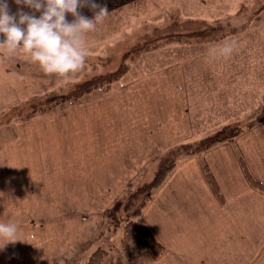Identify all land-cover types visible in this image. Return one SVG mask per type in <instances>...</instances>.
Listing matches in <instances>:
<instances>
[{
    "label": "crops",
    "instance_id": "0c3cea01",
    "mask_svg": "<svg viewBox=\"0 0 264 264\" xmlns=\"http://www.w3.org/2000/svg\"><path fill=\"white\" fill-rule=\"evenodd\" d=\"M10 7H18L15 0H10ZM4 59L24 63L29 73L19 74L20 78L68 80L40 73L23 50L10 52ZM211 70L187 71L176 64L132 77L107 93L93 92L78 102L12 119L10 133L0 141V219H15L25 240L0 249V264H16L13 256L17 253L20 264H44V235L49 228L50 236L59 239L53 256H68L69 263L65 258L58 263L85 264L92 253L87 251L91 241L76 240L82 237L81 231L79 236L76 233L77 215L84 212L90 223L100 221L95 212L86 210L104 203L108 207L124 189L144 182L150 167L155 173L161 154L193 141L199 130L204 131V124H217L221 117L218 102L214 109L213 103L190 99L194 92H207L205 86L196 85L206 81L192 79L201 73H213L209 82L218 92L217 78L222 73L224 77L229 73L226 84L235 87L234 70ZM263 73L252 75L259 76L264 85ZM42 87L46 90V85ZM34 94L41 96L40 91ZM261 102L254 108L258 110ZM211 108L215 111L212 118L205 117L204 111ZM244 167L264 186L262 122H254L231 143L176 161L139 216L163 245L162 255L144 251L129 258L117 249L103 264H136L139 256L152 259L151 264H251L248 244L259 236L264 248V189L251 185ZM45 189L51 190V196L45 197ZM45 204L57 206L47 219L51 224L44 221ZM253 222L259 224L254 232Z\"/></svg>",
    "mask_w": 264,
    "mask_h": 264
},
{
    "label": "rangeland",
    "instance_id": "374dc122",
    "mask_svg": "<svg viewBox=\"0 0 264 264\" xmlns=\"http://www.w3.org/2000/svg\"><path fill=\"white\" fill-rule=\"evenodd\" d=\"M99 2L106 3L109 11L103 20L97 23L96 28L88 32L86 36L88 51L85 62L79 70L67 77L68 80L61 81L62 78L57 76L53 77V81L46 76L41 81H39L40 78L33 76H28L29 79L26 77L20 78L19 74L23 76L29 73H26V70L23 69L22 65L24 63L13 59L5 61L4 58L10 52L0 46V60H2L0 61V141L10 133L9 122L19 117L17 116L19 112H28L29 114L26 115L29 116L37 114H30L32 106H27L28 108L26 106L21 107L22 109L19 110L14 105L25 103L33 96H39V99H50L65 95L70 92L75 84L96 75L116 70L123 63V55L143 35H147L155 29L164 30L170 26L172 28V25L175 27L174 24L176 25V23L188 25V29L182 31L178 30L177 27L173 28L174 31L171 34L176 33V36H179L178 38L167 42L164 40L157 49L142 53L132 61H126L127 73L119 81L115 82L110 90L124 84L132 77L160 68L172 67L176 64H182L187 71L201 69L212 71L211 69H218L222 72H227V69H230L235 71V87H233V84H231L232 86L226 84V80H229V73L225 77L224 73H222L221 77L217 78V80H220L219 92L216 85L211 87L209 82L213 80L212 72L201 73L192 78L197 81H206L196 83V85L205 86L204 89L207 92H194V97L190 99H195L196 102L200 100V103L204 101L210 102V104L213 103L214 109L216 108V102H218L221 117L215 121L217 124H210L209 126L207 123L204 124V131L199 130L193 141L183 144L193 147L201 138L211 136L229 126L231 127L229 132H232V134L238 132L237 136L231 141H223L219 144L231 143L246 128L254 125V122L256 124L264 123V114L261 112L264 107V85L261 83L259 76L256 75L258 78H255L252 75L260 71L264 72V0H99ZM84 13L88 16L92 15V11H85ZM204 24L218 26L214 34L209 36V38L206 36L196 40L193 37L182 38V35L191 36L190 31L192 30L190 29L200 28ZM196 35L198 34H193L192 36ZM227 39L236 41V45L230 55H209V48L212 44ZM33 68L38 69L40 73L45 75L54 74L43 71L38 63ZM186 75L187 79L190 80L188 72H186ZM245 75L248 77L244 80ZM250 75L252 76L250 77ZM42 85H46V90H43ZM38 91L41 92V96L40 94L31 95L32 92L36 93ZM96 94H101V92ZM50 100L48 101L49 103L45 102L42 105L50 108L55 103L53 99ZM257 102L262 103L258 104V110L254 108ZM31 104H33V101ZM249 105H251L250 108H248ZM241 106L246 109L244 110ZM213 108H211L212 110L204 111L205 117L208 115L212 118L215 112ZM48 110L46 109V111ZM205 120L210 121L211 119L205 118ZM180 145L173 146L167 152L161 154L156 162L159 163L160 159H167L166 165H170L169 163L173 161L176 163L180 157L185 156ZM162 156L164 157L162 158ZM151 169L150 167L143 175L144 182L124 189L123 193L108 207L104 208V203L102 205H93L91 211L86 210L88 214L95 212L100 221L90 223L89 216L84 212L77 215L76 226L78 227H76V230L79 231L76 233L77 236L81 235L82 237L79 236L76 240L78 241L82 238V244L87 243L89 240L91 241V245L87 250L88 253L91 251L93 253L97 249L107 250L109 252L108 255L117 249L123 253L120 241L124 227L128 222L142 223L139 216L144 210L143 207L139 214L135 216L134 212L137 211L140 200L128 199L127 196L129 193H133L137 187L152 180L155 173H153L154 170L150 171ZM50 193V189H45V197L51 196ZM56 207L52 204L44 205L45 223H52V221L47 219L55 213L53 209ZM80 207L83 209L85 206L80 205ZM99 209H104V212L99 211ZM253 224L256 225L255 229L253 227L254 232L258 230L259 224L254 222ZM93 226H98V230H96V227L93 228ZM45 228L49 227L46 226ZM50 231V228L45 229L44 251L42 254L44 264L63 263L64 261L62 260L64 258L69 263L68 256L64 255L61 259L53 256V246L58 243L59 239L51 237ZM261 243L263 242L258 236L253 239L252 243L248 244L251 245L252 249L251 264H264V255H262L264 253L261 252L264 248ZM259 248L261 249L260 252ZM18 255L17 253L13 256V262L16 264H20Z\"/></svg>",
    "mask_w": 264,
    "mask_h": 264
},
{
    "label": "clouds",
    "instance_id": "9594fccd",
    "mask_svg": "<svg viewBox=\"0 0 264 264\" xmlns=\"http://www.w3.org/2000/svg\"><path fill=\"white\" fill-rule=\"evenodd\" d=\"M0 0V46L9 52L23 50L43 71L64 78L74 74L85 62L86 36L108 13L106 3L99 0ZM88 8L92 15L82 9ZM70 14L71 19L68 18ZM236 41L227 39L209 48V55L228 56ZM21 238L15 219H0V249ZM146 256L137 257L136 264H151ZM126 264V261H125Z\"/></svg>",
    "mask_w": 264,
    "mask_h": 264
},
{
    "label": "trees",
    "instance_id": "16d2710c",
    "mask_svg": "<svg viewBox=\"0 0 264 264\" xmlns=\"http://www.w3.org/2000/svg\"><path fill=\"white\" fill-rule=\"evenodd\" d=\"M174 26L177 27L178 30L182 31L188 29V25H184L182 23H176V25L174 24ZM175 27H173L172 25V28L170 26L164 30L155 29L151 31V33L143 35L130 48V50L123 55V63L116 70L105 74L96 75L88 80L75 84L69 93L58 97L50 98L53 99V101L55 102L54 105L50 108L43 106L42 103H49L48 101L51 100L49 98L39 99V96H33L28 99V101H26L25 103L17 104L14 106H16V108H19V110L22 109L21 107L32 106L30 114H35L46 111V109L48 110L51 108H55L59 105L78 102L93 92L107 93L112 88V85L115 82L119 81L127 73L128 68L125 64L126 61H132L135 57H138L142 53L157 49L159 46H161V43H163L164 40L167 42L178 38L179 36H176V33L171 34L172 31H174L173 28ZM217 27L218 26L216 25L204 24L200 28L190 29L192 30L190 31L191 36L182 35V38L188 39L189 37H193L195 38V40L201 39L204 36L209 38V36H212L214 34L215 29H217ZM193 34L198 35L192 36ZM32 101L33 104H31ZM37 106L41 107L37 108ZM261 112L264 114V107L261 109ZM26 114L29 113L19 112V115L17 116L20 117ZM230 128V126L226 127L225 129L220 130L211 136L198 140L193 147L187 144H182L180 145V147L184 151L183 153L185 154V156L200 155L208 149L212 148L213 146L223 141H231L234 137H236L238 132L232 134V132H229ZM163 157L164 156H162V158ZM158 162V169L156 170L152 180L148 183L142 184V186L137 187V189L133 193H129L127 196L128 199L140 200V203L137 207V211L134 212L135 216L138 215L142 208L145 207V205L150 201L152 192L163 183L168 173H170V170L175 166V161L169 163L170 165H166L167 159H160ZM243 170L247 180L251 183L254 188L258 190L264 189L263 185L259 184L252 177H250L248 171L245 170V167L243 168ZM206 175L211 185L214 187L215 191L218 192L216 187L212 183L209 174L206 173ZM120 246L123 253L129 258L133 257L137 253L144 251L151 252V254L155 257L162 255L164 252L163 245L155 238L150 228L145 224L139 222L126 223L120 241ZM108 253L109 252L107 250L97 249L90 255L85 264H103L105 259L107 258Z\"/></svg>",
    "mask_w": 264,
    "mask_h": 264
}]
</instances>
